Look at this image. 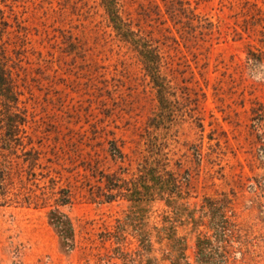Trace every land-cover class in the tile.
<instances>
[{
    "label": "rangeland",
    "instance_id": "rangeland-1",
    "mask_svg": "<svg viewBox=\"0 0 264 264\" xmlns=\"http://www.w3.org/2000/svg\"><path fill=\"white\" fill-rule=\"evenodd\" d=\"M0 264H264V0H0Z\"/></svg>",
    "mask_w": 264,
    "mask_h": 264
}]
</instances>
